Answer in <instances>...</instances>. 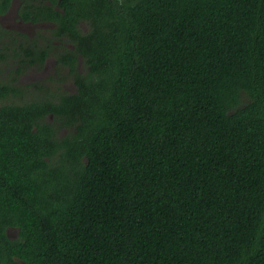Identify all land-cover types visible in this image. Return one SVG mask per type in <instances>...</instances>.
I'll use <instances>...</instances> for the list:
<instances>
[{"label": "trees", "instance_id": "obj_1", "mask_svg": "<svg viewBox=\"0 0 264 264\" xmlns=\"http://www.w3.org/2000/svg\"><path fill=\"white\" fill-rule=\"evenodd\" d=\"M50 1L12 71L54 73L0 79V264H264V0Z\"/></svg>", "mask_w": 264, "mask_h": 264}, {"label": "flooded vegetation", "instance_id": "obj_2", "mask_svg": "<svg viewBox=\"0 0 264 264\" xmlns=\"http://www.w3.org/2000/svg\"><path fill=\"white\" fill-rule=\"evenodd\" d=\"M22 3V0H11L10 1V5L7 8V10L5 12L0 13V27L4 28L3 30L8 31L10 34L5 35L2 31H0V64L4 63V61L7 62L6 67L8 68L9 72L13 73L10 74L9 73V77L8 79L4 80V81H8L10 79L12 84H24V85H29L30 83L32 84L33 82H38L40 80L43 79H47L48 77L51 76V73L48 74L47 77L44 76H40L39 74L35 75L34 78L33 75H29L28 78L29 79H24V75H26V73L28 72V70H33L38 66L34 67L31 66L29 68H27V70L25 72H15L12 70H17L18 68H20L22 65L18 62V59L21 58V56L23 58H25L26 56L23 54V52L20 50V46H19V36L17 35V33H23L28 37H32L34 34H32L33 31V27L34 28H49L53 26L52 22H47V21H38V22H32V21H24L22 20L19 15H18V10L19 7ZM45 4H51L50 0H45ZM36 34V33H35ZM17 36V37H16ZM33 38V37H32ZM58 42V41H53ZM72 47V45H70ZM13 48H16V52H18V56L13 55ZM61 48V47H59ZM48 60L49 58L46 60V62L44 63V65L42 67H45L48 64ZM55 64V63H54ZM1 70V69H0ZM42 71H45L44 69H42ZM41 71V72H42ZM52 73H54V69H52ZM11 75V76H10ZM73 86V90L75 89L74 85ZM29 88V87H28ZM5 99H3L2 101H4ZM10 231H8V234H10Z\"/></svg>", "mask_w": 264, "mask_h": 264}, {"label": "rangeland", "instance_id": "obj_3", "mask_svg": "<svg viewBox=\"0 0 264 264\" xmlns=\"http://www.w3.org/2000/svg\"><path fill=\"white\" fill-rule=\"evenodd\" d=\"M44 29L45 28H37V27L34 28L33 27L32 34H34V35L32 37L33 38L34 37L38 38L40 35H44L45 36L46 35V31H44ZM36 32L39 33L40 35H38V34L35 35ZM0 43H1V41H0ZM6 65H7L6 61H4L3 64L2 63L0 64V69H1L0 79L6 80L9 77V73L13 74V73L9 72L8 68L6 67ZM53 67H54V58L50 57L49 60H48V64L45 67H37V68H35V69L31 70V71L28 70L26 75H24V79L25 78L29 79L28 78L29 75H33L34 78H37V77H35V75H37V74H39L40 76L47 77L49 73L52 74ZM42 69H44L45 71H42ZM62 85L69 92L73 91V86H72V83H71L69 78H66L65 82H63ZM10 234L11 235H15V231L14 230L10 231Z\"/></svg>", "mask_w": 264, "mask_h": 264}]
</instances>
